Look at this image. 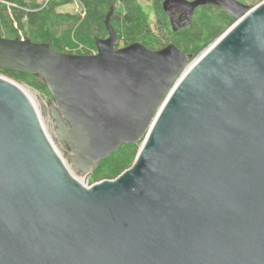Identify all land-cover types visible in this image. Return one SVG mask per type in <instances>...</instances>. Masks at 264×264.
<instances>
[{
    "label": "water",
    "instance_id": "water-1",
    "mask_svg": "<svg viewBox=\"0 0 264 264\" xmlns=\"http://www.w3.org/2000/svg\"><path fill=\"white\" fill-rule=\"evenodd\" d=\"M207 5L236 22L197 57L118 48L114 9L93 55L0 36V68L50 90L72 168L47 108L0 76V264H264V1L163 7L187 26ZM129 144H141L133 165L89 185Z\"/></svg>",
    "mask_w": 264,
    "mask_h": 264
},
{
    "label": "trees",
    "instance_id": "trees-1",
    "mask_svg": "<svg viewBox=\"0 0 264 264\" xmlns=\"http://www.w3.org/2000/svg\"><path fill=\"white\" fill-rule=\"evenodd\" d=\"M165 1L0 0V36L49 44L61 53L93 55L97 53L96 39L108 36L105 20L114 9L111 24L118 34V48L142 43L159 50L174 44L197 57L236 22L224 10L207 5L196 10L189 25L183 26L185 18H179L174 26L164 10ZM74 4L79 5L80 12L60 11ZM0 76L36 91L48 101L53 99L45 82L35 75L0 68ZM140 146L122 145L100 163L89 185L116 179L133 165Z\"/></svg>",
    "mask_w": 264,
    "mask_h": 264
},
{
    "label": "rangeland",
    "instance_id": "rangeland-1",
    "mask_svg": "<svg viewBox=\"0 0 264 264\" xmlns=\"http://www.w3.org/2000/svg\"><path fill=\"white\" fill-rule=\"evenodd\" d=\"M237 1H239V2H241L243 4H246V5H248V6L252 7V8H254L258 4H260L259 0H237ZM60 11H62V12H70V13H77V12H80V7H79L78 4H74V5L66 6V7L62 8ZM154 25L155 24H153V26ZM1 77H3V76H1ZM21 86L30 95L31 99L33 100V102H35V104L37 105V107H38L40 112H42V105H44L47 108V113H46V115H43V114L41 115V120L43 122V125H44L47 133L52 138V140L55 143V145H56L57 149L59 150L60 154L65 158L66 155H67V147H66V145L63 142L58 141L57 136H56L55 131H54L55 130L54 122H53L52 117H51L50 112H49V105H50V102L52 100L48 101L45 98H43L36 91H34V90L24 86V85H21ZM65 160H66L67 164L69 165L67 158H65ZM69 168L72 171V168H71L70 165H69ZM73 174L75 175V177L79 181H81V183L85 184V177L80 176L79 174H75V173H73Z\"/></svg>",
    "mask_w": 264,
    "mask_h": 264
},
{
    "label": "flooded vegetation",
    "instance_id": "flooded-vegetation-1",
    "mask_svg": "<svg viewBox=\"0 0 264 264\" xmlns=\"http://www.w3.org/2000/svg\"><path fill=\"white\" fill-rule=\"evenodd\" d=\"M173 14L175 19L179 20V18H186V13L182 11L173 10Z\"/></svg>",
    "mask_w": 264,
    "mask_h": 264
},
{
    "label": "bare ground",
    "instance_id": "bare-ground-1",
    "mask_svg": "<svg viewBox=\"0 0 264 264\" xmlns=\"http://www.w3.org/2000/svg\"><path fill=\"white\" fill-rule=\"evenodd\" d=\"M173 13V12H172ZM187 14V13H186ZM174 15V14H173ZM171 18V17H170ZM186 18H187V15H186ZM186 18H185V20H186ZM174 20H175V17H174ZM185 22V21H184ZM175 24H176V21H175ZM184 24V23H183ZM175 26V25H174ZM24 91H25V89H23ZM26 92V91H25ZM27 93V92H26ZM27 95L29 96V98L31 99V97H30V95L27 93ZM31 101L33 102V100L31 99ZM33 104H34V106H35V108L37 109V111L40 113V111H39V109H38V107H37V105L35 104V102H33ZM50 137V136H49ZM51 138V137H50ZM51 140H52V138H51ZM53 141V140H52ZM54 143V142H53ZM57 149V148H56Z\"/></svg>",
    "mask_w": 264,
    "mask_h": 264
}]
</instances>
